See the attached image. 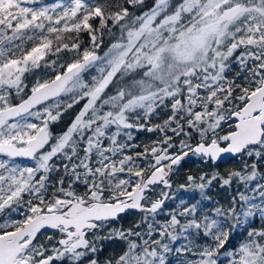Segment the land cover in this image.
Returning <instances> with one entry per match:
<instances>
[{
    "label": "snow or ice",
    "instance_id": "snow-or-ice-1",
    "mask_svg": "<svg viewBox=\"0 0 264 264\" xmlns=\"http://www.w3.org/2000/svg\"><path fill=\"white\" fill-rule=\"evenodd\" d=\"M0 264H264V0H0Z\"/></svg>",
    "mask_w": 264,
    "mask_h": 264
},
{
    "label": "trees",
    "instance_id": "trees-1",
    "mask_svg": "<svg viewBox=\"0 0 264 264\" xmlns=\"http://www.w3.org/2000/svg\"><path fill=\"white\" fill-rule=\"evenodd\" d=\"M45 2H54V0H45ZM152 3H153V0H147L148 5H151ZM82 38L84 40L88 39L86 34H84L82 36ZM109 42L110 41L108 40V38L105 37V44L103 46L104 49H106ZM102 51H103V49L101 50V54H102ZM81 106H82V104L75 107L74 109L69 110V113L64 116V118L61 122H59L58 124L52 125V131L53 132H60L64 128H66L67 124L70 123L71 119L74 117L75 112H78L79 107H81ZM168 114H170V113H168L164 110H161L157 117L152 118V120L149 122L148 126H152L155 124H162L163 120L167 118ZM141 122H143V121H141ZM131 131L133 132L134 142L138 145L137 148H135L134 150H131V154H134V152H136V151H143L145 147H151L154 141L163 139V135L159 132L149 133L147 131H136L135 129H132ZM169 135H171V133H169ZM176 143L178 144L179 140H176ZM26 163L28 164L30 162H26ZM233 167H239V164L236 161L231 160V161H227V162H221L219 168H217L215 170H217L223 174V173H226L228 170H230ZM211 171H213V168L210 164H205L199 158L190 155L189 157L185 158L181 162V164L177 168V171L172 175V178H171V181L173 184L172 191L176 192V190L179 188V185L186 182L188 175H193V176L198 177L201 173H211ZM177 194L178 195H184L185 197L187 195H189L188 193H183L182 190ZM224 195H226V194L221 193L220 196H218L217 198L222 199V197ZM171 206H173L171 202H168L166 204V207H171ZM139 219H140L139 213L129 212L128 214L123 215L122 218L120 219V221L115 223L113 226L114 227H120L121 225H123V227L127 228V227H130L132 224H134ZM161 219H163L162 216H161ZM232 243H235V241H233ZM106 248L108 250L103 253L101 259H103L104 256L109 255L111 250H113V249H116L117 251L119 250V246L113 245V244L106 245Z\"/></svg>",
    "mask_w": 264,
    "mask_h": 264
},
{
    "label": "rangeland",
    "instance_id": "rangeland-1",
    "mask_svg": "<svg viewBox=\"0 0 264 264\" xmlns=\"http://www.w3.org/2000/svg\"><path fill=\"white\" fill-rule=\"evenodd\" d=\"M94 74V73H93ZM229 75H232V73H229ZM82 107V106H81ZM20 163H23V164H27L26 162H20ZM41 241H43L45 239V237L42 235L40 236L39 238Z\"/></svg>",
    "mask_w": 264,
    "mask_h": 264
},
{
    "label": "water",
    "instance_id": "water-1",
    "mask_svg": "<svg viewBox=\"0 0 264 264\" xmlns=\"http://www.w3.org/2000/svg\"><path fill=\"white\" fill-rule=\"evenodd\" d=\"M189 157V156H188ZM187 158V157H186ZM19 161H26V160H19ZM227 161H231V159H229V160H227ZM221 162H225V161H221ZM220 162V163H221ZM130 212H132V213H136V212H134V211H130Z\"/></svg>",
    "mask_w": 264,
    "mask_h": 264
}]
</instances>
